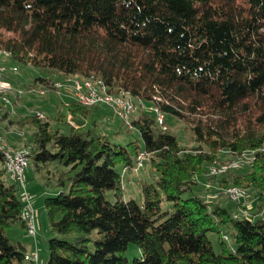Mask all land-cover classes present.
I'll return each mask as SVG.
<instances>
[{
  "label": "trees",
  "instance_id": "obj_1",
  "mask_svg": "<svg viewBox=\"0 0 264 264\" xmlns=\"http://www.w3.org/2000/svg\"><path fill=\"white\" fill-rule=\"evenodd\" d=\"M0 50L5 63L51 73L16 84L9 76L16 89L100 78L143 104L131 121L143 145L81 125L53 130L39 114L9 122L34 126L29 160L59 187L44 199L54 235L43 264H127L131 243L142 253L132 264H264V0H0ZM68 105L82 116L100 104ZM166 114L187 124L194 146L180 144ZM221 149L253 150V160L210 175ZM142 151L141 196L125 198L124 175L142 168ZM4 164L0 148V264H36L10 235L14 224L27 233L26 200ZM200 176L249 187L253 198L226 207L202 194Z\"/></svg>",
  "mask_w": 264,
  "mask_h": 264
},
{
  "label": "rangeland",
  "instance_id": "obj_2",
  "mask_svg": "<svg viewBox=\"0 0 264 264\" xmlns=\"http://www.w3.org/2000/svg\"><path fill=\"white\" fill-rule=\"evenodd\" d=\"M7 58L5 55L0 54V63H5ZM8 67L12 68L16 64L7 61L5 63ZM17 67L19 68L16 75L22 80L23 83L32 82L35 76L39 73L41 76H51L47 69L37 68L36 72L34 71L33 65H25L24 63H18ZM57 81V80H54ZM54 81L52 83H54ZM64 83V82H63ZM40 88L39 93L35 87L24 90L25 93L21 98L13 100L10 95V103L1 101L0 106V136H3L8 142H6L11 148H28L25 144H30L32 133L34 131V126L29 123L23 124V129H20L14 123L9 122L15 120L18 116L33 117L35 114H39L44 117L46 120H49L51 129L60 130L63 132H68L72 125L83 126L84 129H91L94 134L97 135H106L115 142L125 143L130 140H137L141 145L144 144L143 138L137 128L134 126H129L123 118L113 112L112 108L106 104H100L97 107H90V110L87 115H74L69 109V102L71 99V90L67 85H64L57 90L53 86H48L47 82L40 81L37 84ZM54 91V92H52ZM32 93L33 95H31ZM57 94V95H56ZM122 94L126 98L131 99L132 109L130 112L131 121L138 115V112L143 108V104L139 101H135L128 93H116ZM74 100V99H73ZM152 106V105H150ZM150 106H145L144 109L151 111ZM6 110H10L7 113V117L1 118V113ZM163 114V113H162ZM164 115V114H163ZM169 122L167 126L171 131L177 134L180 144L185 147L191 148L195 145L192 140V133L190 128L184 121L176 120L173 122L172 117L166 114ZM157 117V114H156ZM158 120V119H157ZM164 120V119H163ZM160 124H163L165 121H158ZM132 124V122H131ZM8 125V126H4ZM166 126V125H163ZM3 139V138H2ZM5 140V141H6ZM25 145V146H24ZM29 149V148H28ZM217 159L226 163L227 161L237 160V163H241L240 166L251 163L253 160V150H245L238 154H233L226 151V149H221L217 153ZM217 160V161H218ZM215 162V161H214ZM213 162V163H214ZM220 166V165H218ZM25 171V187H20V194L23 198L24 193L28 192L32 195V203L36 210V224H37V234L35 237L20 232L18 234L19 226L13 225L10 230V235L14 238L18 237L19 239L27 245L28 253L26 258L28 259L31 255V252H37L38 263H43L47 259L48 252L46 248L47 240L54 235L50 230V222L48 217V212L44 207V199L47 195H54L58 191V186L55 185V178L50 177L51 174H48L49 178H46V169H37L36 166L29 160V164L26 167ZM61 165L57 164L58 171H61ZM235 168V167H233ZM150 169L148 162L145 163L144 167L139 168L135 171H130L128 174L124 175V196L129 198L130 196L136 198L137 200L141 196V183L138 181L140 177L144 178L146 172ZM230 169V168H229ZM223 172V171H221ZM209 174V169H208ZM127 177H130L128 180ZM201 179L198 189L201 190L209 199H215L220 203H223L226 207L230 206V199L225 192V187H221L217 181H210L209 185L204 177L200 176ZM203 179V180H202ZM130 181V182H129ZM206 185V187L202 184ZM242 186V185H239ZM248 189V194L250 193V188L243 186ZM197 189V190H198ZM253 194L249 196V201L252 200ZM109 198H113L112 192L108 193ZM255 211V207L252 206L251 211ZM216 235L210 234V239L214 242L215 247L217 248ZM141 250L135 244H130L127 250L128 263L132 264V259L134 257L141 256ZM40 261V262H39ZM177 264H188L185 259H180Z\"/></svg>",
  "mask_w": 264,
  "mask_h": 264
},
{
  "label": "bare ground",
  "instance_id": "obj_3",
  "mask_svg": "<svg viewBox=\"0 0 264 264\" xmlns=\"http://www.w3.org/2000/svg\"><path fill=\"white\" fill-rule=\"evenodd\" d=\"M0 53H1V50H0ZM8 66L5 63H2V62L0 63V70L5 69V72L7 73L8 78H9L11 74L16 72V68L15 66H13L12 68ZM60 83H63V80L54 81L53 86L57 88V90H59V88L63 86ZM78 83L89 85V91H90L91 96L83 97L80 95V91H71V96L75 101H77L78 103L82 105L106 104L112 108L113 112L116 113V115H119L121 118L124 119V121L127 122L129 126H131L130 112L133 111L132 109L133 103L131 99L126 98L122 94H114L110 92L104 80L100 78H84V77H79V76H74V77L69 76L66 79V81H64L63 84L76 85ZM0 91H1L0 92L1 101L10 103L12 100V99L10 100V95L13 94L15 98L16 96H21L22 93H24V88L22 89L20 87L18 89H15L14 86H12V84L9 82V80L6 79V77H3L2 75H0ZM150 108L156 111L158 121L160 122L164 121L162 119V112L159 111L157 106H150ZM0 141H4V140L0 138ZM0 148L4 151V155H5L4 167L7 173L13 180L17 181L15 166L11 162V157L8 151H11L17 154H22L23 164L25 167H27L28 160H29V150L26 148L13 149L9 147L6 142H0ZM24 150H27V151L24 152ZM139 161H140V153H138V157L135 162L137 163V167H143L141 163H139ZM236 161L237 160H232V161H227L226 163L215 161L214 163H211L208 167L209 174L212 175V174L224 173L229 168L240 167L241 163H237ZM224 190L225 192H231L235 190L236 194H233V193H226V194L228 195L230 199L237 201V202H239L238 195H249L248 189L245 187H241V186L231 185V186L226 187ZM24 215H25V206L23 207V210H22V218L26 225L27 234L30 235L32 231V222L30 221V219H25ZM28 256H29L28 259H32V254L31 256L30 255Z\"/></svg>",
  "mask_w": 264,
  "mask_h": 264
},
{
  "label": "built area",
  "instance_id": "obj_4",
  "mask_svg": "<svg viewBox=\"0 0 264 264\" xmlns=\"http://www.w3.org/2000/svg\"><path fill=\"white\" fill-rule=\"evenodd\" d=\"M16 71H17V67L15 66ZM0 75H2L3 77H6V79H8V75L4 70H0ZM61 85H65L63 83H60ZM71 91H80V95L83 97L86 96H91L90 91H89V85L83 84V83H78L76 85H67ZM1 92V91H0ZM162 119H164V115L162 114ZM0 142H7V141H0ZM27 150H24V152H26ZM9 155L11 157V162L12 164L15 166V170H16V177H17V182L19 183L20 187L24 186L25 187V171H26V167L23 164V160H22V154H17V153H13L11 151H8ZM146 158V153L145 151L140 152V161L139 163H141V165H144V159ZM224 193H235V190L231 191V192H224ZM239 196V203H248L249 200V195H238ZM24 199L26 200L25 202V219H30V221L32 222V231L30 233V236L35 237L37 234V224H36V213H35V209L32 203V195L29 194L28 192L24 193ZM32 254V260H34V262L36 264H38V255L37 252H31Z\"/></svg>",
  "mask_w": 264,
  "mask_h": 264
},
{
  "label": "crops",
  "instance_id": "obj_5",
  "mask_svg": "<svg viewBox=\"0 0 264 264\" xmlns=\"http://www.w3.org/2000/svg\"><path fill=\"white\" fill-rule=\"evenodd\" d=\"M50 74H51V73H50ZM40 75H41V74H40ZM10 76H11V77H10L11 80L14 81L15 84H16L17 82L19 83L20 78H19L17 75H15V74L13 73V74H11ZM10 78H8V80H9V82L12 84V81L10 80ZM40 81L42 82V80H37L36 83H35V85L33 86V87H35V88L37 89L38 92H39L40 88L37 86V84L40 83ZM12 86H13V84H12ZM19 88H20V87H19ZM15 89H16V88H15ZM26 90H27V89H26ZM52 92H54V91H52ZM24 93H25V91H24ZM39 93H40V92H39ZM30 94L33 95L32 93H30ZM40 94H41V93H40ZM56 95H57V94H56ZM11 96H12V98L14 97L13 94H12ZM70 96H71V94H70ZM14 98H15V97H14ZM71 98H72V96H71ZM203 182H204V181H203ZM203 182H202V184L206 187L207 184L205 185ZM206 183H207V182H206ZM208 184H209V183H208ZM34 209H35V208H34ZM35 213H36V210H35ZM20 232H23V234H25V232H24L23 230H22V231H19L18 234H19ZM27 251H28V250H27ZM44 261H45V260H44ZM44 261H43V262H44ZM39 262H40V261H39ZM39 264H43V263H39Z\"/></svg>",
  "mask_w": 264,
  "mask_h": 264
}]
</instances>
